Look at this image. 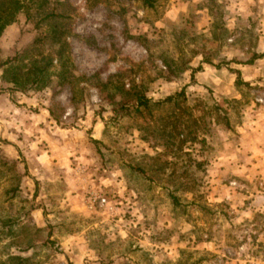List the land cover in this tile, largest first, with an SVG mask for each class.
Listing matches in <instances>:
<instances>
[{
	"label": "rangeland",
	"instance_id": "obj_1",
	"mask_svg": "<svg viewBox=\"0 0 264 264\" xmlns=\"http://www.w3.org/2000/svg\"><path fill=\"white\" fill-rule=\"evenodd\" d=\"M3 21L0 264H264V0Z\"/></svg>",
	"mask_w": 264,
	"mask_h": 264
},
{
	"label": "trees",
	"instance_id": "obj_2",
	"mask_svg": "<svg viewBox=\"0 0 264 264\" xmlns=\"http://www.w3.org/2000/svg\"><path fill=\"white\" fill-rule=\"evenodd\" d=\"M140 1H141L142 4H143L144 6H146V7H150V6L152 5V0H140ZM46 17H48V16H46ZM5 25H7V21H3V22L0 23V33H1V31H2V29H3V27H4ZM235 74H236V84H239L240 82H239V76H238V73L235 72ZM139 105H143V104L140 102ZM171 201H172V204H175L176 199H175V198H171Z\"/></svg>",
	"mask_w": 264,
	"mask_h": 264
}]
</instances>
